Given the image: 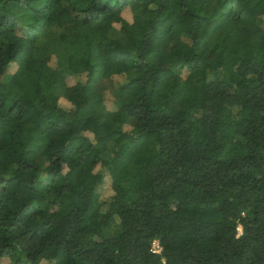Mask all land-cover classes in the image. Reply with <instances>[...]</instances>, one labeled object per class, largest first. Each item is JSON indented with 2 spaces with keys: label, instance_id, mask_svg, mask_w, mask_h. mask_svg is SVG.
I'll use <instances>...</instances> for the list:
<instances>
[{
  "label": "trees",
  "instance_id": "trees-1",
  "mask_svg": "<svg viewBox=\"0 0 264 264\" xmlns=\"http://www.w3.org/2000/svg\"><path fill=\"white\" fill-rule=\"evenodd\" d=\"M4 257L264 264V0H0Z\"/></svg>",
  "mask_w": 264,
  "mask_h": 264
},
{
  "label": "rangeland",
  "instance_id": "rangeland-1",
  "mask_svg": "<svg viewBox=\"0 0 264 264\" xmlns=\"http://www.w3.org/2000/svg\"><path fill=\"white\" fill-rule=\"evenodd\" d=\"M104 192L105 193H109L110 192V189L108 187L104 188ZM240 232H241V228H240ZM153 248L156 250V251H160L161 248H160V245L158 243V241H155L154 244H153ZM12 259L10 257H4V258H1L0 259V264H12ZM42 264H47L45 262H43Z\"/></svg>",
  "mask_w": 264,
  "mask_h": 264
},
{
  "label": "clouds",
  "instance_id": "clouds-1",
  "mask_svg": "<svg viewBox=\"0 0 264 264\" xmlns=\"http://www.w3.org/2000/svg\"><path fill=\"white\" fill-rule=\"evenodd\" d=\"M161 248V247H160ZM159 252V251H158Z\"/></svg>",
  "mask_w": 264,
  "mask_h": 264
}]
</instances>
